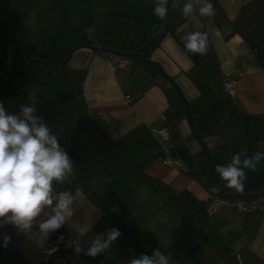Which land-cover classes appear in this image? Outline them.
Here are the masks:
<instances>
[{
	"label": "crops",
	"instance_id": "1",
	"mask_svg": "<svg viewBox=\"0 0 264 264\" xmlns=\"http://www.w3.org/2000/svg\"><path fill=\"white\" fill-rule=\"evenodd\" d=\"M25 1L36 16L68 4L62 23L73 29L66 39L70 56L51 60L64 63L75 93L43 116L75 166L71 182L54 183V192L80 187L87 199L46 237L37 225L22 231L7 224L4 236L11 240L1 263L56 264L60 249L47 257L40 250L58 233L86 249L96 235L117 228L121 236L106 252L95 258L76 255L89 264H128L160 249L171 255L172 264H264V209L240 211L218 196L219 178L174 87L142 60L127 56L128 69L113 68L106 62L109 52L100 49H133L157 63L187 102L212 157L227 164L234 154L264 151V0H211L216 15L196 17L197 30L209 35L205 55L186 52L178 35L192 31L193 21L172 7L159 20L154 0H38L41 12L35 10L37 0ZM81 9L95 18H74ZM10 43L16 48L14 39ZM237 72L229 94L223 80ZM55 110L59 113L50 116ZM163 127L169 130L166 138L152 131ZM257 130L260 141L254 144ZM246 172L245 189L264 179V161L257 171ZM209 196L217 199L213 216L205 209Z\"/></svg>",
	"mask_w": 264,
	"mask_h": 264
},
{
	"label": "clouds",
	"instance_id": "2",
	"mask_svg": "<svg viewBox=\"0 0 264 264\" xmlns=\"http://www.w3.org/2000/svg\"><path fill=\"white\" fill-rule=\"evenodd\" d=\"M170 7L179 9L186 19L193 21L192 31L186 35L178 32L184 50L193 55L207 54L209 35L197 30L196 17L210 19L216 15L211 0L183 3L181 0H154L153 15L164 21ZM33 88L35 91L29 93L31 104L21 105L17 114L7 112L0 103V226L10 224L18 230L30 231L37 225L41 235L46 237L59 230L74 215V205L87 196L80 187L74 192H54V183L71 182L75 166L44 117L36 114V95L40 89L35 85ZM261 161H264V151H256L251 156L241 152L232 155L227 165H217L215 171L227 189L243 192L248 179L246 170L257 171ZM111 211L117 208L114 206ZM120 236L119 229L111 228L96 235L86 249L78 242H70V246L77 254L95 258ZM10 240L11 237L5 235L3 246L7 247ZM128 264H172V258L154 249L151 255L141 254Z\"/></svg>",
	"mask_w": 264,
	"mask_h": 264
},
{
	"label": "rangeland",
	"instance_id": "3",
	"mask_svg": "<svg viewBox=\"0 0 264 264\" xmlns=\"http://www.w3.org/2000/svg\"><path fill=\"white\" fill-rule=\"evenodd\" d=\"M40 2L37 0L36 3L33 0L32 4L37 5ZM83 2L85 3V0ZM67 5L36 16L37 13L29 14L31 9L25 0H0V62L9 70L8 76H11L6 91V83H0V103L4 104L7 112L12 113L15 109L20 110L23 104H31L29 93L35 91L33 85L40 89L36 95L35 107L36 114L41 116L48 112L51 106L56 109L62 105L59 101L68 93H75L73 89L76 85L68 76L64 63L51 60L56 59L58 55L65 54L57 60H64L70 56V45L66 39L73 29H69V24L62 23L66 17ZM35 8L37 12L44 10L42 4H38ZM90 13L88 9H81L79 12H74V18L87 21L91 19V16L95 18ZM13 39L17 44L16 48H13V44L10 43ZM30 50H33L37 56L41 53H47L49 56L34 60L28 69H24L29 60L24 57L25 52ZM62 109L67 108L64 106ZM52 113L50 116L59 112L55 110ZM43 117L46 121L47 116ZM258 134L260 133L257 130L253 137L254 144L260 141ZM205 219L208 220L206 217ZM8 249V245L3 246V253Z\"/></svg>",
	"mask_w": 264,
	"mask_h": 264
},
{
	"label": "built area",
	"instance_id": "4",
	"mask_svg": "<svg viewBox=\"0 0 264 264\" xmlns=\"http://www.w3.org/2000/svg\"><path fill=\"white\" fill-rule=\"evenodd\" d=\"M256 51V49H254ZM106 62L115 69H128L131 65V61L128 57L117 53L109 52L106 57ZM241 72L228 75L224 78L222 88L229 94H233L234 86L237 76ZM125 99H129V95H125ZM152 131L158 134L161 138L169 136V130L166 127L159 129H152ZM166 164L170 163V160L165 159L163 161ZM234 207L240 211H246L251 209H264V196L253 197L250 199L236 198L232 201ZM206 213L209 216H213L217 212V199L209 196L205 205ZM70 242H77V239L66 233H58L52 242L45 244L41 247V253L44 257H47L53 251L60 249V254L56 257V264H89L81 260L75 253L74 248L70 246Z\"/></svg>",
	"mask_w": 264,
	"mask_h": 264
},
{
	"label": "water",
	"instance_id": "5",
	"mask_svg": "<svg viewBox=\"0 0 264 264\" xmlns=\"http://www.w3.org/2000/svg\"><path fill=\"white\" fill-rule=\"evenodd\" d=\"M94 48H97V47H94ZM100 49H102V50H104V51H107V52L117 53V54H120V55H124V56H135V57H138V58L141 59L145 64H148V65H151V66L155 67V68L158 70V72H159L164 78L167 79V81H168V82L174 87V89L176 90V92H177V94L179 95L180 99L182 100V102H183V108H184V113H185V118H186L187 122L189 123V125H190V127H191V129H192L193 135H194V137L197 139V141H198V143H199V145H200V147H201L202 152L204 153L205 157H206L207 160L209 161V163H210V165H211L213 171L216 173V171H215L216 166H217V165H222V164L219 163L218 161H216V160L213 159V157H212V155H211V153H210V150H209V149L206 147V145L203 143L201 136L198 134V132H197V130L195 129V126H194V124H193V122H192V118H191V114H190V112H189V108H188L187 102H185V101L183 100V98H182V96H181V94H180V92H179L177 86L174 84L173 80H172L170 77L165 76V75L163 74V72L161 71L160 67L157 65V63L150 61V60L146 57L145 53H142V52L122 53V52H118V51H116V50H114V49H112V48H104V47H103V48H100ZM42 56H49V54H47V53H41V54L38 55L37 57H31V58L28 60V63H27V65H26V67H24V69H28V68L30 67L31 63H32L34 60H36V59H38V58H40V57H42ZM68 57H69V56H68ZM68 57H67V58H68ZM67 58L64 59V61L67 60ZM10 78H11V76L9 75L8 78H7V82H6V89H5V91L7 90L8 83H9V79H10ZM247 154H248L249 156H251V155L254 154V153H247ZM242 158H243V157H242ZM230 161H231V160H230ZM230 161H228V163H230ZM228 163H227V164H228ZM216 175H217L218 178H219V187L221 188V187H222V184H223V181L220 179V177H219V175H218L217 173H216ZM2 253H3V226H0V264H1V262H2Z\"/></svg>",
	"mask_w": 264,
	"mask_h": 264
},
{
	"label": "trees",
	"instance_id": "6",
	"mask_svg": "<svg viewBox=\"0 0 264 264\" xmlns=\"http://www.w3.org/2000/svg\"><path fill=\"white\" fill-rule=\"evenodd\" d=\"M108 48V47H106ZM118 52H122V53H131L134 52L133 49H124L123 47L120 48H112ZM37 54L30 52L27 55V59H30L31 57H36ZM127 57V56H126ZM129 58H132L133 60H138L140 61L141 59H139L138 57L135 56H128ZM9 72L7 71V69L3 66H0V76L2 78V82L6 83L7 77H8ZM223 165H227V164H223ZM219 197L222 198H226L230 201H233L236 198H243V199H250L253 197H258V196H264V179L257 181L256 183L252 184L250 187L244 189L243 192H237L235 190H231V189H227L224 186V182L222 184V187L218 193ZM7 224L2 225L3 226V237H4V231H5V227Z\"/></svg>",
	"mask_w": 264,
	"mask_h": 264
}]
</instances>
